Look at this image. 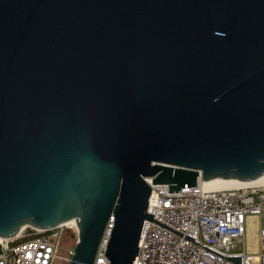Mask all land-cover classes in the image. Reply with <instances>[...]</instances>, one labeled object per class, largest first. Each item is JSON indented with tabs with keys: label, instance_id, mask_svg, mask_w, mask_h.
Listing matches in <instances>:
<instances>
[{
	"label": "water",
	"instance_id": "water-1",
	"mask_svg": "<svg viewBox=\"0 0 264 264\" xmlns=\"http://www.w3.org/2000/svg\"><path fill=\"white\" fill-rule=\"evenodd\" d=\"M262 177L264 0H0V239L72 228L93 264L112 216L133 264L147 179Z\"/></svg>",
	"mask_w": 264,
	"mask_h": 264
},
{
	"label": "built area",
	"instance_id": "built-area-1",
	"mask_svg": "<svg viewBox=\"0 0 264 264\" xmlns=\"http://www.w3.org/2000/svg\"><path fill=\"white\" fill-rule=\"evenodd\" d=\"M146 181L153 220L143 223L133 264H264V185L211 189L198 182L170 193L166 185ZM248 214L259 222L254 255L245 251ZM113 221L111 216L93 264H108L104 252ZM65 229L24 227L15 237L0 239V264H52Z\"/></svg>",
	"mask_w": 264,
	"mask_h": 264
},
{
	"label": "rangeland",
	"instance_id": "rangeland-1",
	"mask_svg": "<svg viewBox=\"0 0 264 264\" xmlns=\"http://www.w3.org/2000/svg\"><path fill=\"white\" fill-rule=\"evenodd\" d=\"M245 233H244V243L245 251L249 254H257L259 251V238H258V228L259 222L258 218L255 215H246L245 216ZM74 230V229H73ZM76 231L70 232L66 231L63 233V237L60 239V249L57 250V254L52 264H65L64 260H67V256L71 255V248L76 243Z\"/></svg>",
	"mask_w": 264,
	"mask_h": 264
},
{
	"label": "bare ground",
	"instance_id": "bare-ground-1",
	"mask_svg": "<svg viewBox=\"0 0 264 264\" xmlns=\"http://www.w3.org/2000/svg\"><path fill=\"white\" fill-rule=\"evenodd\" d=\"M205 187L211 188V189H222V188H229V187H247V186H259V185H264V177L247 182V183H242V182H237L233 180H221V179H216L212 180L210 182H206Z\"/></svg>",
	"mask_w": 264,
	"mask_h": 264
},
{
	"label": "trees",
	"instance_id": "trees-1",
	"mask_svg": "<svg viewBox=\"0 0 264 264\" xmlns=\"http://www.w3.org/2000/svg\"><path fill=\"white\" fill-rule=\"evenodd\" d=\"M67 230L70 231V232H74V231H75V230H73V229H71V228H66V229H65V232H66ZM62 237H63V235H62ZM60 246H61V245H60V242H59V245H58V248H59V249L61 248ZM73 247H74V246H73ZM73 247L71 248V250H73ZM59 249H58V250H59ZM70 256H71V255H68V256H67V260H64V261L66 262L65 264H68V263H69Z\"/></svg>",
	"mask_w": 264,
	"mask_h": 264
}]
</instances>
